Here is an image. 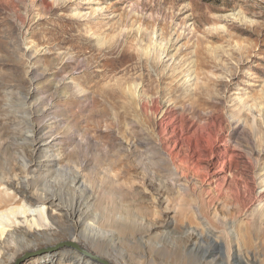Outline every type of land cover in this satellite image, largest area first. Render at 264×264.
<instances>
[{"label": "rangeland", "instance_id": "obj_1", "mask_svg": "<svg viewBox=\"0 0 264 264\" xmlns=\"http://www.w3.org/2000/svg\"><path fill=\"white\" fill-rule=\"evenodd\" d=\"M22 115L45 124L36 152ZM39 194L79 205L76 233ZM66 243L264 264V0H0V264Z\"/></svg>", "mask_w": 264, "mask_h": 264}, {"label": "bare ground", "instance_id": "obj_2", "mask_svg": "<svg viewBox=\"0 0 264 264\" xmlns=\"http://www.w3.org/2000/svg\"><path fill=\"white\" fill-rule=\"evenodd\" d=\"M41 114H43V113L41 112ZM30 116H23L22 115V116H19V118L23 119L25 122H28V123H25L28 125V128H26L27 129L26 133L29 135V139H30V142L32 143L31 145L33 147V151L36 152V151L42 149L41 144H39V143L41 141L40 138L42 137V135H44L45 124L43 122L32 124L33 120H32V117H30ZM48 147L49 146H46L45 149ZM32 166L33 165H32L31 160L26 161V163L24 164V167H23L24 175L27 176L31 173L30 168H32ZM35 166L39 167L38 164H36ZM79 179H80L79 176H77L76 182H78ZM21 182H22V188L23 189L30 190L31 185H30L27 178H23ZM27 202L30 204L43 203V204H47L48 207L53 206V207L60 208L62 210L61 213H64L65 217H69L71 219H74V221L72 222L73 223V229H72L73 233H76L74 231H77L79 229V227H81V221H80L79 217H77V215L80 213L79 205H77V204L72 205L70 207H64L57 201V199L54 196H48V195H42V194L37 195L36 197H34V199L28 200ZM40 213H42V211ZM48 218L50 220V224L48 226L45 224L42 225L41 223H39L40 231H37L35 229L34 230H24V229L18 227V228H14L12 230V234L16 238H18L19 240H21L25 243L31 242L33 239H38L41 234H45L46 232H50V233L53 232L52 225L55 226L56 218L53 217L52 215H49V214H48ZM196 236H197V234L191 233L188 238H193ZM73 240H75V239H73ZM187 242H188L189 246L192 245V243H190L189 241H187ZM66 246H68V245H66ZM76 246H77V248H74V247H72V248L77 250V251L67 253V254H63L60 256L57 253L53 256H48L47 260L49 262H51V264H91V262H92L91 259H93V257H91L90 255L87 254L88 251H86L85 248H83L82 246H80L78 244ZM151 261H152L151 258H147L146 263L151 262ZM97 262L103 264V262H101L99 260H97ZM212 262H213V260L211 261L210 259L208 260L205 258L203 264H212Z\"/></svg>", "mask_w": 264, "mask_h": 264}, {"label": "water", "instance_id": "obj_3", "mask_svg": "<svg viewBox=\"0 0 264 264\" xmlns=\"http://www.w3.org/2000/svg\"><path fill=\"white\" fill-rule=\"evenodd\" d=\"M66 245L71 246V247H74V248H77V246L75 244H72V243H66ZM87 254L90 255L91 257H93V259H96V260H99V261L103 262V264H111V263H109L106 260H101L96 255H93V254H91L89 252H87Z\"/></svg>", "mask_w": 264, "mask_h": 264}]
</instances>
